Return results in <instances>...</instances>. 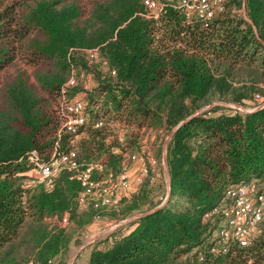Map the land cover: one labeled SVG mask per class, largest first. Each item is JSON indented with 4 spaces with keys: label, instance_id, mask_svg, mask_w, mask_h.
<instances>
[{
    "label": "trees",
    "instance_id": "1",
    "mask_svg": "<svg viewBox=\"0 0 264 264\" xmlns=\"http://www.w3.org/2000/svg\"><path fill=\"white\" fill-rule=\"evenodd\" d=\"M142 13L140 0H0V73L20 60L54 106L72 69L86 76L82 50L98 49L107 63L83 99L89 119L80 129L86 133L80 164L101 161L116 171L123 152L138 150L142 130L170 135L164 197L139 211L156 176L122 197L123 220L145 215L113 233L106 249H93L88 264H177L185 257L188 264H264V223L248 247L210 255L215 225L204 220L225 203L230 187L255 183L264 194V106L250 113L222 106L198 113L215 97L254 102L256 85H264V0H231L206 26L170 7L158 21ZM51 67L54 72L41 74ZM0 98V264L56 263L71 236L44 222L69 214L81 227L100 219L101 209L83 207V219H75L81 188L67 171L50 190L23 188L32 168L27 155L36 151L48 160L55 150L66 153L72 136L58 137L54 106L35 92L26 71L0 82ZM98 121L103 125L95 128ZM116 123L129 130L124 147L115 137L107 141ZM28 246V256H18Z\"/></svg>",
    "mask_w": 264,
    "mask_h": 264
},
{
    "label": "built area",
    "instance_id": "2",
    "mask_svg": "<svg viewBox=\"0 0 264 264\" xmlns=\"http://www.w3.org/2000/svg\"><path fill=\"white\" fill-rule=\"evenodd\" d=\"M140 1L143 8L140 16L145 19L158 21L166 8L170 7L178 11L185 21H195L206 26L226 10L231 0ZM81 53L88 65L99 64L107 70V63L101 58L98 49L82 50ZM109 74L115 76L112 70ZM85 77L83 71L72 69L69 78L59 90L55 109L60 126L58 137L64 132L71 135L73 140L89 119L87 104L82 99L71 98L68 95L69 90L83 83ZM82 88L87 90V85L85 84ZM253 100L256 103L254 108L264 106V85L254 94ZM232 108L236 109V107ZM102 125L103 122L98 121L95 128H100ZM169 139L168 136L167 142ZM118 140L123 139L121 137ZM77 154L75 148H70L66 153L55 150L48 160H43L38 157L36 151H32L27 155V161L32 164L31 175L27 177L28 180L24 182L23 188L28 190L33 187H42L44 190H50L59 172L67 171L72 174L81 188L76 197L78 206L115 211L120 205L121 198L132 194L133 187L136 190L147 179L151 182L159 172L165 176L166 184L168 181L166 178V146L159 158H154L144 151H141V155L123 154L116 171L106 169L101 161L82 165L77 160ZM95 219L98 220L99 217ZM51 220L59 221L57 218ZM204 220H210L215 225L214 234L208 241L210 255H224L232 245L248 247L261 233L260 226L264 223V194L255 183L230 187L225 195V203L205 214ZM60 221L65 224L67 218L63 217ZM197 260L204 262L202 251H198ZM28 264L39 263L30 261ZM44 264L56 263L49 260Z\"/></svg>",
    "mask_w": 264,
    "mask_h": 264
},
{
    "label": "rangeland",
    "instance_id": "3",
    "mask_svg": "<svg viewBox=\"0 0 264 264\" xmlns=\"http://www.w3.org/2000/svg\"><path fill=\"white\" fill-rule=\"evenodd\" d=\"M82 1V4H85L87 0H79ZM233 11H236L233 9ZM85 65L88 67V71H86V82L85 83H79L78 90L76 91L75 96L73 98H79L84 99L86 95L93 89L92 86L95 83V76L97 72H101L102 75L106 74L105 68L100 66L99 64H89L86 63ZM83 70V69H82ZM18 71H26L27 75L29 77L30 83L34 85L35 92L42 96L45 100L50 102L51 107H53L54 102L53 98L50 97L49 94L45 93L40 87L37 81L35 80V77L32 74V70L27 69L24 67V65L21 63L20 60H17L14 64H12L10 67H8L5 71L0 73V82L3 84L6 80H10L17 74ZM55 70L51 67L49 69L44 68L41 71V74L48 75L49 73L54 72ZM241 78L240 80L246 79V74L244 72H240ZM87 85V90H84L82 87L84 85ZM246 85H248L246 83ZM262 86V83H259L256 85L255 89H258ZM256 92V91H255ZM3 99L0 98V107L2 104ZM57 105V103H56ZM56 105L54 106V109H56ZM216 106H222L227 109H233L232 107H241L245 111H253L256 103L249 98V100H246L242 102L240 105H236L234 103L228 102L227 100H223L221 98L215 97L211 100L210 105L204 106L201 108V110L198 111V113H203L211 109L212 107ZM236 110V109H233ZM110 136L107 137V141L113 139L114 137L117 139V142L121 145V147H124L126 145L125 139L129 134V130L127 128L122 127L119 123L113 124L110 126ZM85 132H81L78 134L77 137H74L70 148H75L77 152H79V145L81 140H83L86 135ZM139 138V144H138V150H132V151H125L123 154L125 155H141V151L146 152V154L151 155L154 158H158L159 155L164 150V146L167 148V140L166 138L169 136V134L164 133H156V132H144L143 130L140 133ZM122 137V141H119L118 139ZM115 151V150H114ZM122 154V155H123ZM134 171V168L132 169ZM31 169L26 173V177L31 175ZM135 175V174H134ZM158 175V176H157ZM156 175L157 182L154 187H149L145 190L146 198L145 203L147 206H143L139 211L142 210H148L151 206L156 205L160 202V197L163 198L165 194V176L159 172ZM168 179V176L166 177ZM28 179H26L27 181ZM25 181V182H26ZM93 209H98L94 208ZM124 207L119 208L117 211H102L99 210V214L101 215V218L98 220H91L88 224L79 227L75 221L70 220V215L66 214L64 217L67 218V222L63 224L60 220L59 221H52V220H46L44 223L47 226V228H54V229H63L66 233L70 234L71 241L68 244L66 251L63 253L61 257H58L56 260V264H88V257L90 252L93 249H106L110 243L111 238L110 236L113 233L118 232L122 226L126 225L130 221L134 220V217L140 215V214H134L131 217H128L126 219H122V211ZM86 212V209L83 207L77 206L76 212H75V219L77 221H81L83 219L82 214ZM124 221V222H123ZM29 222V220H28ZM27 227H29L27 225ZM26 229L22 231V233ZM30 252V246L28 247H22L18 251V256L21 258L27 257ZM30 256V255H29ZM32 258V257H29ZM187 257L181 258L177 264H188Z\"/></svg>",
    "mask_w": 264,
    "mask_h": 264
},
{
    "label": "water",
    "instance_id": "4",
    "mask_svg": "<svg viewBox=\"0 0 264 264\" xmlns=\"http://www.w3.org/2000/svg\"><path fill=\"white\" fill-rule=\"evenodd\" d=\"M236 109H237L239 112H241V113H250V112H251V111H245V110L242 109L241 107H236ZM169 137H170V135H169ZM167 187H168V181H167ZM155 210H156V209H155ZM151 212H153V211H151ZM143 215H145V214L138 215V216L134 217V219H137V218H139V217H141V216H143Z\"/></svg>",
    "mask_w": 264,
    "mask_h": 264
},
{
    "label": "crops",
    "instance_id": "5",
    "mask_svg": "<svg viewBox=\"0 0 264 264\" xmlns=\"http://www.w3.org/2000/svg\"><path fill=\"white\" fill-rule=\"evenodd\" d=\"M165 183H166V180H165ZM134 189H135V188L133 187V188H132V193H133V191H136V190H134Z\"/></svg>",
    "mask_w": 264,
    "mask_h": 264
}]
</instances>
